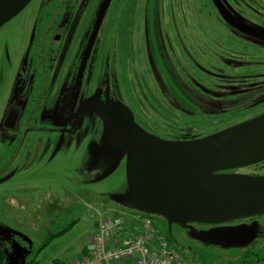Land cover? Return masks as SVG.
<instances>
[{"label":"rangeland","instance_id":"rangeland-1","mask_svg":"<svg viewBox=\"0 0 264 264\" xmlns=\"http://www.w3.org/2000/svg\"><path fill=\"white\" fill-rule=\"evenodd\" d=\"M97 2L92 1L87 15ZM122 3L126 4V8L122 5L125 19L132 15L131 24L135 20L139 25L147 18V43L151 47L147 57L153 73L163 77V87L156 85L154 78L147 74L146 57L142 53L143 35L135 28L132 37L128 36L124 41L128 46L131 42L132 49L123 51L125 56L120 55L118 36L114 42L106 44L102 59L93 62L92 76H85L83 82L77 75V81L65 87L56 108L41 115V130L26 136V141L22 140L21 144L18 141L3 143L1 138L5 133L0 131V170L15 155L16 165L21 169L27 160L26 154L30 150L33 153L31 164L21 169L17 178L9 184H0V243L8 253L9 264L33 260L32 256L16 262L12 257L15 244L22 246L27 256L50 234L78 219L73 229L53 241L37 259L39 264H53L54 259L69 263L84 247L92 248V238L100 219L142 214L128 207L133 203L127 181L129 143L126 142L121 155L104 151L108 128L98 109L99 103H103L101 99L109 102L121 95L128 102L134 98L131 94H135L144 102L143 106L142 101L136 106L135 123L161 136L178 135L183 129H192L194 133L203 128L214 131L264 114V96L256 100L251 94L234 100L224 99L222 94L204 95L201 103L208 107L203 108L207 110L205 112L212 110L222 115L218 124L200 115L201 103L199 107L195 104L193 109L196 118L205 119L204 125L176 108L181 103L192 107L189 91L194 88L198 93L199 88L195 86L218 81L219 70L230 76L237 72L264 75L261 40L264 38V18L240 15L244 3L256 9L263 8V3L257 0H128ZM41 4L42 0H31L17 16L0 26V46H4L5 51L6 47L10 54L13 50H25ZM245 16L249 17V22ZM113 24L118 28L116 20ZM111 35L112 38L116 36L115 28ZM246 44L254 47L246 49ZM132 51L134 57L127 55ZM242 58L259 62L261 66L251 63L240 68L228 69L226 66L228 62ZM3 80L1 70L0 115L10 92V84L6 83L4 87ZM261 85L264 87V83ZM236 89L242 93L240 88ZM228 94H232V90H228ZM16 95H20V91ZM121 104L118 105L123 110L112 115V122L126 135L125 128L131 126L132 113L126 111L125 103ZM249 104L255 105L245 110V105ZM242 108L244 113L236 114ZM38 138L43 142V150L49 141L50 150L33 163L38 154L35 145ZM11 171L9 169V173ZM239 173L264 176V169L245 168ZM3 179L0 178V183ZM154 222L159 231L170 235L173 246L189 264H244L242 259L251 264L255 259L253 255L264 256V216L212 226L187 222L181 225L163 216H155Z\"/></svg>","mask_w":264,"mask_h":264},{"label":"water","instance_id":"water-1","mask_svg":"<svg viewBox=\"0 0 264 264\" xmlns=\"http://www.w3.org/2000/svg\"><path fill=\"white\" fill-rule=\"evenodd\" d=\"M30 1L0 0V26ZM105 121L106 141L112 140L105 142L104 151L121 155L129 143L127 181L133 203L128 207L181 225H223L264 216V176L237 172L264 162V114L188 141L151 135L135 124L133 115L126 135L111 120ZM115 146L117 151L110 149ZM12 257L24 260L25 249L15 244Z\"/></svg>","mask_w":264,"mask_h":264},{"label":"flooded vegetation","instance_id":"flooded-vegetation-1","mask_svg":"<svg viewBox=\"0 0 264 264\" xmlns=\"http://www.w3.org/2000/svg\"><path fill=\"white\" fill-rule=\"evenodd\" d=\"M92 1L93 0H42L40 14L37 15L33 30H31L32 32L28 36V44L25 50L19 52L13 50L12 54H10L7 47L5 51L3 48L4 46H0V72L1 70L4 72V87L6 83L10 84V92L5 107L0 115V131L5 133V136L1 138L3 143H8V141H10L14 142L12 144H15V142L18 141V143L21 144L22 140L24 142L26 141V136L41 130L42 128L39 126L41 115H45V113L52 108H56L57 104L61 101L65 87L68 85L70 87L73 81H77V75L81 76L83 82L86 79L85 76H92L94 70L93 62H96L97 59H102L101 53L104 51L106 44L108 45L111 41L114 42V39L118 36V51L120 55H123V51L126 53L128 50L132 49L130 48L131 42L128 46L127 42L124 43V41H127L128 36L132 37L135 28H138L139 32L143 35L142 53L146 57L145 67L148 68L149 71L147 74L154 78L156 85L163 87V77L157 72L153 73V69L147 57L148 48H151L147 43L148 34L146 32L149 31L147 18H145V20L142 19L139 25H136L135 20L132 21V24L129 22L132 19V15H129L128 20L125 19V9H122V5L126 8V4L122 2L128 0H95L96 2L98 1L97 4H93L90 14L87 15ZM130 1L131 0H129V2ZM257 1L264 5V0ZM243 6L244 8H240V12H243L240 15H248L251 18H254L255 15H259L264 18V7L256 9L253 5H246L245 3ZM132 13L135 15L134 9ZM102 17H104L103 22ZM245 18L247 21L250 20L247 16H245ZM115 20L119 23L118 28L113 24ZM110 21L112 23H109ZM114 28L116 30V36L112 38L111 34ZM254 33H257V31ZM261 40L264 45V38H261ZM148 42L150 43V40ZM240 43L243 44V42ZM245 47L248 49L254 46L246 44ZM127 55H132V57L135 56L133 51L131 54ZM11 60H14V62L12 63ZM3 61L6 65L5 67H3ZM234 61L235 62L231 61L228 63L233 66H237L241 63L240 61ZM249 77H251V75L247 74L244 76H227L228 79L225 81L235 83L224 86V88L229 90L240 88L241 92L255 90L253 87H247L248 85L245 83L251 79ZM17 91H20V95H16ZM235 91L233 92L236 93L237 91ZM258 91H260V89ZM258 91H252L251 96ZM210 94L212 93L210 92ZM131 95H134V98H130L128 102H126L121 95L120 97L115 96V98L109 102H106L104 98L101 99L103 103H99L98 109L104 121L105 119L112 121V115L114 113L122 112L123 109L119 108L122 105L121 103L126 104V109H128L126 111L134 115L135 121L136 106L140 104L139 101H142L141 106H143L144 102L141 99L138 100L135 94ZM213 95L220 94L213 93ZM191 102L193 104L192 107L195 108L194 105L196 103L193 101ZM118 104H120V106ZM181 105L182 103L176 106V108L180 109ZM142 128L149 134L154 135L152 132L148 131L145 126H142ZM126 130L128 131L127 128ZM130 134L133 136L131 139H135V129H132V132L130 130ZM125 139L128 140V137L125 136L124 140ZM111 140L112 138H109L106 143L109 144ZM35 143L38 148V154L35 156L33 163L39 161L38 159L42 154H47L51 144L49 141L46 142V146L43 150V148H41L43 144L41 139H36ZM110 149L117 151V146L113 148L110 147ZM26 155L27 160L21 167L22 170L26 169L32 162V151L30 150ZM16 160L17 155L10 157L4 165V169L2 168L3 170H0V178H4L0 183L1 185L11 183L19 176V173L22 172L18 165H16ZM9 169L12 170L11 173H9ZM2 247L5 249L3 245Z\"/></svg>","mask_w":264,"mask_h":264},{"label":"built area","instance_id":"built-area-1","mask_svg":"<svg viewBox=\"0 0 264 264\" xmlns=\"http://www.w3.org/2000/svg\"><path fill=\"white\" fill-rule=\"evenodd\" d=\"M92 244L74 264H189L144 213L100 219Z\"/></svg>","mask_w":264,"mask_h":264},{"label":"trees","instance_id":"trees-1","mask_svg":"<svg viewBox=\"0 0 264 264\" xmlns=\"http://www.w3.org/2000/svg\"><path fill=\"white\" fill-rule=\"evenodd\" d=\"M236 61H240L241 63L237 66H233V65H230V64H227L226 66L228 67H235V68H240V66L244 65V64H247L249 65L250 63L251 64H256V66H261V63L257 62H249L247 60H244V58H242L241 60L239 59H236ZM228 71H231V70H228ZM218 81H215V82H208V84H204L202 83V86H195V88H199L198 90V93H197V90L192 88L191 91H189V93L191 94V101H193L194 103L198 104V107L201 103V98L204 96V95H207V96H210V92L211 93H217V94H222L223 96H225L224 99H229V100H234L236 99L237 97L239 96H242V95H246L248 96L249 94H252V91L254 92L255 90H259L258 92H256L255 94H253L251 97L255 98L257 100L258 97H261V95L263 96L264 95V88L261 87L262 83H264V75L262 74H257V75H254L255 73L254 72H249V73H243V72H237L235 75H251V79H249L248 81H246L245 83L248 85L247 87H253L255 88V90L253 89L252 91L250 92H242V93H238V91L236 92L235 90H232V94H228V90L229 89H226L224 90V86H227V85H230V84H234L235 82H227L225 81L227 78V76H230V75H227L225 74V71L224 70H219L218 72ZM220 75H223V76H220ZM220 82V83H219ZM257 85H260V86H257ZM259 87V88H257ZM257 88V89H256ZM233 91H235L236 93H234ZM210 102V101H208ZM206 103H201V109L198 111L200 113V115L202 116H207V118H210L212 121H214L216 124L219 123V119L221 118V114H219V112H211L212 110H209L210 112H205L207 110L203 109L206 105ZM252 106L255 105V104H251ZM251 105H245V110L246 108H253L251 107ZM207 107V106H206ZM208 108V107H207ZM244 108H242L239 113H236V114H242ZM215 110V109H213ZM244 110V111H245ZM178 111H180L181 113H185V114H188L189 117L192 119V118H196V114H195V110L193 109V107H188L186 104H182L181 105V108L178 109ZM226 112V111H225ZM235 112V111H234ZM204 113V114H203ZM232 113V112H231ZM244 113V112H243ZM235 113H233L234 115ZM196 118V120L200 123V125H204L206 124L205 122V119L204 118ZM134 119V117H133ZM221 120V119H220ZM135 122V121H134ZM214 123V124H215ZM136 124V123H135ZM137 125V124H136ZM192 126V125H190ZM139 128L142 129V127H140L138 125ZM186 127V126H184ZM232 127V126H231ZM227 128H230V127H227ZM226 127L225 128H222V129H214V131L210 130L209 128H203L201 131H196V133H194L192 131V129H183L182 130V133L176 135V134H165V135H159V134H154V136H158L160 138H163L165 140H170V141H188V140H194V139H201V138H204V137H207V136H210V135H213L215 133H218L220 131H223L225 129H227ZM152 135V134H151ZM168 137V138H167ZM249 169H264V162L261 163V164H258V165H255V166H252V167H249ZM241 171V170H239ZM237 171V172H239ZM145 215L151 217L153 220L155 218V216L157 215H150V214H147L145 213ZM78 219H73L67 226H65L62 230H59L58 232H55L54 234H50L48 239L45 240L39 247H36L34 248L30 253L29 255H27L26 259L32 257L33 260L31 261H26L25 263L23 264H39L37 262V259L39 257V255L42 253L43 250H45L53 241H55L56 239L64 236L69 230L73 229V227L76 225V223H78ZM168 240L170 241V243L172 245L173 244V241H172V238L170 237L169 234H166ZM175 246V245H174ZM255 256V259H254V262H252L251 264H259L261 262H264V256H259V255H253ZM242 263L246 264L247 261L245 260H241ZM0 264H9V258H8V254L7 252L5 251V249L2 247V245L0 244ZM54 264H62L61 262H54Z\"/></svg>","mask_w":264,"mask_h":264},{"label":"crops","instance_id":"crops-1","mask_svg":"<svg viewBox=\"0 0 264 264\" xmlns=\"http://www.w3.org/2000/svg\"><path fill=\"white\" fill-rule=\"evenodd\" d=\"M94 235H95V234H94ZM93 237H94V236H93ZM92 242H93V238H92ZM91 250H92V248L84 247L81 251H79V253L76 254L75 259H73V260L70 261L69 263H66V262H64V261H60L59 259H54V260H53V264H54V262H56V261H57V262H61L62 264H74L76 261H78V260H80V259H82V258H84V257L89 256ZM183 259H184L186 262H188L187 259H186L185 257H183ZM259 264H264V262H261V263H259Z\"/></svg>","mask_w":264,"mask_h":264}]
</instances>
